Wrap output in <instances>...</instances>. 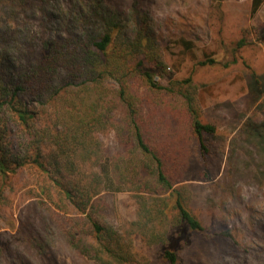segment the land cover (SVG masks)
<instances>
[{
	"label": "trees",
	"instance_id": "trees-1",
	"mask_svg": "<svg viewBox=\"0 0 264 264\" xmlns=\"http://www.w3.org/2000/svg\"><path fill=\"white\" fill-rule=\"evenodd\" d=\"M263 3L253 0L254 13ZM156 21L137 0L127 10L107 0H0V216L11 204L15 176L33 169L44 227L27 229L24 238L0 229V264L15 259L19 243L46 256L55 231L96 264H140L137 237L161 246L165 264H179L194 237L231 236L224 226L205 227L190 209L191 189L177 182L191 159L190 140L207 175L217 125L203 120L188 94L184 127L145 112L150 101L142 87L165 90L156 81L167 69ZM255 84L259 90L261 79ZM110 132L126 147L125 157L105 155L100 136ZM243 135L258 139L264 153V121H247ZM104 190L130 193L136 219L111 224L97 200Z\"/></svg>",
	"mask_w": 264,
	"mask_h": 264
},
{
	"label": "rangeland",
	"instance_id": "rangeland-1",
	"mask_svg": "<svg viewBox=\"0 0 264 264\" xmlns=\"http://www.w3.org/2000/svg\"><path fill=\"white\" fill-rule=\"evenodd\" d=\"M107 1L127 10L134 0ZM137 2L156 16L158 49L167 66L165 76L156 79L164 91L142 87L150 101L145 112H160L173 120L172 125L184 127L183 96L188 94L195 98L203 120L217 125L216 136L209 137L212 156L207 175L198 162L196 143L190 140L185 148L191 159L177 182L191 189L190 209L204 226H224L231 229V236L194 237L180 253L179 264H264V153L258 139L249 141L243 135L247 121H264V3L254 13L253 0ZM241 40L245 45L239 48ZM256 77L261 79V92ZM100 138L107 158L126 156L116 132ZM39 182L33 169L15 176L11 204L0 216L3 232L24 238L27 229L44 228L33 196L39 192ZM97 200L116 227L136 219L137 204L130 193L104 190ZM161 250L138 237L134 240L140 264H165ZM15 254V259L4 258L3 264H96L73 251L56 231L46 256L29 252L22 243L15 244Z\"/></svg>",
	"mask_w": 264,
	"mask_h": 264
}]
</instances>
